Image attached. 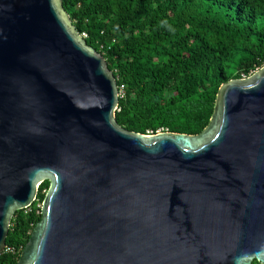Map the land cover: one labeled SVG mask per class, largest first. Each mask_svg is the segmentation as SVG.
<instances>
[{
	"label": "water",
	"instance_id": "water-1",
	"mask_svg": "<svg viewBox=\"0 0 264 264\" xmlns=\"http://www.w3.org/2000/svg\"><path fill=\"white\" fill-rule=\"evenodd\" d=\"M62 0H0V253L49 181L17 264H264V66L198 134L140 133Z\"/></svg>",
	"mask_w": 264,
	"mask_h": 264
},
{
	"label": "trees",
	"instance_id": "trees-1",
	"mask_svg": "<svg viewBox=\"0 0 264 264\" xmlns=\"http://www.w3.org/2000/svg\"><path fill=\"white\" fill-rule=\"evenodd\" d=\"M62 4L123 86L115 118L129 131L198 134L209 123L220 85L264 66V0ZM48 188L44 180L34 202L13 214L5 242L14 252L0 253V264H17Z\"/></svg>",
	"mask_w": 264,
	"mask_h": 264
},
{
	"label": "built area",
	"instance_id": "built-area-1",
	"mask_svg": "<svg viewBox=\"0 0 264 264\" xmlns=\"http://www.w3.org/2000/svg\"><path fill=\"white\" fill-rule=\"evenodd\" d=\"M81 35H82V37H84V38L86 37V34H85V33H81ZM118 90H119V96H120L121 92L123 91V86L118 87ZM38 206H39V205H38ZM40 208H41V205H40ZM4 251H7V252H11V253H13V252H14V249L11 248V247H7V246H6V248H5Z\"/></svg>",
	"mask_w": 264,
	"mask_h": 264
}]
</instances>
